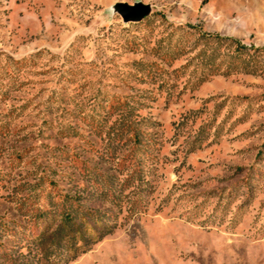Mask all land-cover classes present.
<instances>
[{
	"label": "rangeland",
	"instance_id": "obj_1",
	"mask_svg": "<svg viewBox=\"0 0 264 264\" xmlns=\"http://www.w3.org/2000/svg\"><path fill=\"white\" fill-rule=\"evenodd\" d=\"M0 264H264V0H0Z\"/></svg>",
	"mask_w": 264,
	"mask_h": 264
},
{
	"label": "water",
	"instance_id": "obj_2",
	"mask_svg": "<svg viewBox=\"0 0 264 264\" xmlns=\"http://www.w3.org/2000/svg\"><path fill=\"white\" fill-rule=\"evenodd\" d=\"M120 11L125 21H140L151 12L149 4H120Z\"/></svg>",
	"mask_w": 264,
	"mask_h": 264
},
{
	"label": "trees",
	"instance_id": "obj_3",
	"mask_svg": "<svg viewBox=\"0 0 264 264\" xmlns=\"http://www.w3.org/2000/svg\"><path fill=\"white\" fill-rule=\"evenodd\" d=\"M208 36H212V37H215L216 39H219V40H225L227 42H233L236 44V49L239 50V51H243V50H246V49H251L253 47H247V46H244V45H241L237 39H234V38H231V37H222V36H219V35H208ZM67 218V217H66ZM69 218V217H68Z\"/></svg>",
	"mask_w": 264,
	"mask_h": 264
}]
</instances>
